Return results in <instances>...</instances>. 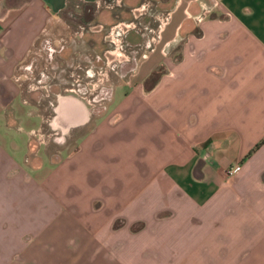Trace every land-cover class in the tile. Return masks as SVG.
<instances>
[{
    "label": "crops",
    "instance_id": "obj_1",
    "mask_svg": "<svg viewBox=\"0 0 264 264\" xmlns=\"http://www.w3.org/2000/svg\"><path fill=\"white\" fill-rule=\"evenodd\" d=\"M92 1L0 0V264H264V0H151L159 40L106 107L45 118L16 70Z\"/></svg>",
    "mask_w": 264,
    "mask_h": 264
},
{
    "label": "rangeland",
    "instance_id": "obj_2",
    "mask_svg": "<svg viewBox=\"0 0 264 264\" xmlns=\"http://www.w3.org/2000/svg\"><path fill=\"white\" fill-rule=\"evenodd\" d=\"M135 1H138L135 6L126 4ZM198 7L197 12L194 6L188 11L192 20L200 22L194 15L202 16L209 6L201 2ZM156 8L151 0H94L67 6L50 19L46 31L37 38L16 70L23 95L37 105L45 118L53 112L56 94L73 93L83 97L95 111L103 109L111 100L114 86L125 81L129 71L135 69L129 63H122L123 59L136 50L140 60L141 53L147 56L159 40V25L169 11ZM148 16L156 18L155 28L152 22H144L143 17ZM131 31L135 40L129 38ZM116 47L121 54L118 50L113 52ZM122 91L116 88V98ZM167 255L162 259L163 264L169 263ZM113 257L126 264H143V254H114ZM75 261L80 259L70 262ZM100 264H111V261Z\"/></svg>",
    "mask_w": 264,
    "mask_h": 264
},
{
    "label": "built area",
    "instance_id": "obj_3",
    "mask_svg": "<svg viewBox=\"0 0 264 264\" xmlns=\"http://www.w3.org/2000/svg\"><path fill=\"white\" fill-rule=\"evenodd\" d=\"M215 5H217V2L215 3ZM194 18H197L198 20H202V18H203V14H202V16L198 13L197 15H194ZM116 50H118L119 52H120V54H121V50L120 49H118V47H116L114 50H113V52L114 51H116ZM135 53H136V50H132L129 54H130V57H128V58H124L123 59V61H122V63H124V62H126V63H129V64H131V66H133V68L134 67H136V65H137V63H138V61H139V59H137V56L135 55ZM126 55V54H125ZM141 58H144V57H146V55L145 54H143V53H141ZM119 61V63H120V60H118ZM107 63H108V61H107ZM110 63H112V61H110ZM125 63V64H126ZM109 64V63H108ZM238 166H235V167H233V168H230L229 170H228V173L229 174H233V173H235L237 170H238Z\"/></svg>",
    "mask_w": 264,
    "mask_h": 264
},
{
    "label": "trees",
    "instance_id": "obj_4",
    "mask_svg": "<svg viewBox=\"0 0 264 264\" xmlns=\"http://www.w3.org/2000/svg\"><path fill=\"white\" fill-rule=\"evenodd\" d=\"M155 75H156V73H153V74H152V78H153V80L156 79V78H155V77H156Z\"/></svg>",
    "mask_w": 264,
    "mask_h": 264
}]
</instances>
